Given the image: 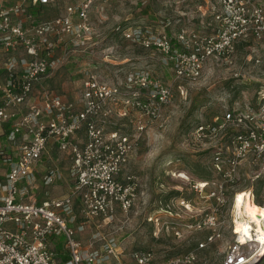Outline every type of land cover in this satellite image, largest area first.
Masks as SVG:
<instances>
[{
  "label": "built area",
  "instance_id": "1",
  "mask_svg": "<svg viewBox=\"0 0 264 264\" xmlns=\"http://www.w3.org/2000/svg\"><path fill=\"white\" fill-rule=\"evenodd\" d=\"M56 1H0V264L195 263L196 250L158 257L151 249L127 250L114 233L97 230L83 238L93 221L109 219L119 210L129 219L141 196L138 178L123 174L139 137L108 129L107 122L117 112L126 115L137 109L162 127L173 89L145 68L129 71L118 82L89 73L80 104L44 85V79L66 59L69 42L79 50L95 52L97 32L91 12L110 0H76L47 19L32 11ZM211 12V32L121 24L115 31L161 54L178 80L201 78L210 62L232 64L241 42L254 40L264 48L262 0H218ZM59 51L64 54L58 55ZM251 105L230 109L222 120L201 123L194 130V139L211 143L220 141L232 126L227 142L213 145V165L225 176L234 178L245 160L264 161V100L256 108ZM138 128H146L145 120L138 121ZM51 145L71 158L73 184L63 196L52 197L46 189L63 177L59 165L39 168L51 157L47 154ZM202 183L206 184L198 187L203 190L210 182ZM42 185L43 197L33 199L31 193ZM220 188L225 195L222 184ZM148 219L158 226L163 222L160 215ZM206 222L188 220L182 230H197ZM182 230L175 226L174 234L180 238ZM237 243L227 264L250 263L255 256L244 255L240 248L244 243L240 239Z\"/></svg>",
  "mask_w": 264,
  "mask_h": 264
},
{
  "label": "rangeland",
  "instance_id": "2",
  "mask_svg": "<svg viewBox=\"0 0 264 264\" xmlns=\"http://www.w3.org/2000/svg\"><path fill=\"white\" fill-rule=\"evenodd\" d=\"M73 1L76 0H57L32 11L37 17L47 19L62 13L65 6ZM217 2H101L91 12L97 32L93 40L96 42L95 52L79 50L69 42L66 59L44 79V85L77 103L82 99L83 82L91 72L106 81L118 82L125 80L129 71L145 68L173 89L172 101L163 110L164 126L160 127L158 120L144 117L137 109H130L126 115L117 112L107 122L108 129L135 133L139 137L138 146L123 174H134L138 178L141 196L129 219L119 210L109 219L95 220L83 233L85 240L93 232L101 230L114 233L119 244L127 250L151 249L158 257H169L190 249L196 250L198 255L193 264H227L228 256L240 239L239 233L235 232V195L239 191L250 190L252 200L255 198L264 205V161L258 164L251 160L243 161L234 178L225 176L213 165L216 151L213 145L223 146L232 126L224 130L220 141L208 143L194 139V130L201 123L222 120L225 113L233 108L244 109L251 104L256 108L264 100V48L254 40L241 42L232 64L210 62L201 78L178 80L173 68L163 62L161 54L125 39L115 31L121 24L149 25L170 32L185 26L211 32L214 26L209 24L212 21L211 9ZM63 54V51L58 52V55ZM258 57L260 63L256 61ZM139 120H145L144 130L138 128ZM84 136L83 131L80 137ZM47 154L51 157H46L39 168L46 164L59 165L63 177L46 189L52 197L63 196L70 192L73 184L70 155L52 145ZM202 181L210 182L203 190L198 187ZM221 184L226 190L225 195ZM43 189V185L35 189L31 197L41 199ZM156 215H160L163 226L148 219ZM194 219L207 222L197 230H182L185 222ZM99 223L102 225L97 226ZM175 226L181 228L182 237L174 234ZM210 236H214L211 241ZM256 238L239 246L244 255L255 256L248 264H264V241H256ZM202 242L206 243L203 248L199 247Z\"/></svg>",
  "mask_w": 264,
  "mask_h": 264
},
{
  "label": "bare ground",
  "instance_id": "3",
  "mask_svg": "<svg viewBox=\"0 0 264 264\" xmlns=\"http://www.w3.org/2000/svg\"><path fill=\"white\" fill-rule=\"evenodd\" d=\"M199 186H204V184L200 183ZM234 208L236 212L235 232L239 233L241 242L253 240L255 236L256 241H264V206L253 204L250 190L237 192Z\"/></svg>",
  "mask_w": 264,
  "mask_h": 264
},
{
  "label": "trees",
  "instance_id": "4",
  "mask_svg": "<svg viewBox=\"0 0 264 264\" xmlns=\"http://www.w3.org/2000/svg\"><path fill=\"white\" fill-rule=\"evenodd\" d=\"M252 201H253V204H254V205H256V204H257V205H263V204L261 203V201L256 200V199H254V198H253ZM263 206H264V205H263ZM59 245H60V244H59ZM58 250H60V246L58 247ZM263 260H264V258L262 259V261H263ZM261 263H262V262H261ZM251 264H252V263H251ZM257 264H260V263H257Z\"/></svg>",
  "mask_w": 264,
  "mask_h": 264
},
{
  "label": "crops",
  "instance_id": "5",
  "mask_svg": "<svg viewBox=\"0 0 264 264\" xmlns=\"http://www.w3.org/2000/svg\"><path fill=\"white\" fill-rule=\"evenodd\" d=\"M0 1H1V0H0ZM59 246H60V249H61V247H62V244H60V245L58 244V247H59Z\"/></svg>",
  "mask_w": 264,
  "mask_h": 264
}]
</instances>
